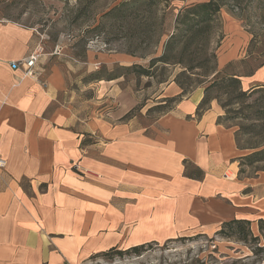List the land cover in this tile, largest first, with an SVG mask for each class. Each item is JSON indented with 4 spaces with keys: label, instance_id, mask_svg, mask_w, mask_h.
<instances>
[{
    "label": "crops",
    "instance_id": "1",
    "mask_svg": "<svg viewBox=\"0 0 264 264\" xmlns=\"http://www.w3.org/2000/svg\"><path fill=\"white\" fill-rule=\"evenodd\" d=\"M37 43L35 29L0 20V157L8 162L0 169V264H85L112 249L219 237L234 220L263 237L264 172L241 176L247 153L236 130L219 123L217 103L197 115L205 88L143 124L122 105L110 110L122 99L119 78L100 80L103 95L81 101L47 54L39 79L13 69ZM232 50L219 70L238 58ZM239 76L244 91L260 88L264 66ZM163 93L171 100L183 91L171 83Z\"/></svg>",
    "mask_w": 264,
    "mask_h": 264
},
{
    "label": "rangeland",
    "instance_id": "2",
    "mask_svg": "<svg viewBox=\"0 0 264 264\" xmlns=\"http://www.w3.org/2000/svg\"><path fill=\"white\" fill-rule=\"evenodd\" d=\"M200 3H212V14L202 19L186 13ZM0 20L35 29L36 50L63 67L81 101L103 95L100 80L121 76L122 99L117 104L112 99L110 110L122 105L128 118L143 124L175 106L177 100L163 99L167 85L176 83L187 96L207 88L219 72L248 75L264 63V0H0ZM232 49L238 58L219 70V57ZM162 56L166 63L152 64ZM258 89L252 96L219 86L209 91L211 105L227 106L226 126L251 129L241 131V147H264V85ZM243 171L242 177L254 178L264 172V162ZM187 238L153 245L141 256L114 254L85 264H264V253L255 255L237 237ZM259 246L264 247V235Z\"/></svg>",
    "mask_w": 264,
    "mask_h": 264
},
{
    "label": "trees",
    "instance_id": "3",
    "mask_svg": "<svg viewBox=\"0 0 264 264\" xmlns=\"http://www.w3.org/2000/svg\"><path fill=\"white\" fill-rule=\"evenodd\" d=\"M211 4L212 3L197 4L193 8L188 9V11H186V13L192 14L194 16H197V17L203 19V18H205V16L212 14L213 10L211 8ZM218 11H219V9H216V12H218ZM189 22H192V21L190 20ZM172 38L174 39L175 36H172ZM156 62L166 63V57L162 56V57L155 58L152 60V64H155ZM228 66L225 67L224 69H227ZM263 66H264V63L258 68H262ZM132 68H136V66H133ZM141 75L142 76H144V75L149 76V73L147 71H143V72H141ZM120 77L121 76L113 78V79H117ZM216 86H219V88L221 90H224L225 92L226 91L230 92L231 89L236 88V90H238V92H239V95H241V96H252L253 94H256L259 90H261V89L257 88V89H253V90L244 92V91H242L243 89L241 86V80H240V76L238 74H231V73H226V72H224L222 74L221 72H219L218 74H216L214 76L210 85L207 88H205V96H204L202 102L200 103V105L198 106L197 115L200 116L205 111H207L211 108V106H209V105H211V102L213 100L209 97V91L211 89L215 88ZM185 92L186 91L183 90V95L185 94ZM232 94H233V92H232ZM181 97L179 96V98L171 99V101H176V100L178 101L179 99H181ZM221 107H222V109L227 108L226 105H222ZM227 115H228V111L225 113V116H221L219 118V123L224 124L223 120L225 117H227ZM242 130L244 133H249V134L251 133V129H242V127H241V129L236 132L237 145L242 150L250 149L252 151V153L245 156L244 158H242L243 163L240 164V166H241L240 174H242L244 172L243 166L254 165L256 163L264 162V147H259V146L251 147V148L241 147L240 135L242 133L241 132ZM186 175L191 177V178H197V179H201L203 177V174L201 171L189 170V169H187ZM259 224H260L261 233H264V221H260ZM217 236H219L221 238H228V239H230L232 237H237L239 241H242L246 244L252 245V248H253V251L255 252V255H260L261 253H264V247L259 246L261 238L255 237L253 235V233L251 231V222L250 221L234 220V221H231L229 223H226L223 225L222 229L217 233ZM186 239H190V238L182 237V238H179L176 240L168 241L167 243H171V242H175V241H182V240H186ZM153 245H158V244L151 243V244L136 246V247L130 248L128 250L112 249L106 253H101V254L93 256L91 258V260L94 258H100V257H109L110 258L114 254L120 255V256H123L125 254L141 256L145 251L149 250L150 247H152Z\"/></svg>",
    "mask_w": 264,
    "mask_h": 264
},
{
    "label": "built area",
    "instance_id": "4",
    "mask_svg": "<svg viewBox=\"0 0 264 264\" xmlns=\"http://www.w3.org/2000/svg\"><path fill=\"white\" fill-rule=\"evenodd\" d=\"M41 54L38 51H34L30 56L22 59L21 61H14L11 63L13 69H23L27 77L39 79L41 73L37 68V64ZM8 162L6 159L0 157V169L4 170L7 168Z\"/></svg>",
    "mask_w": 264,
    "mask_h": 264
}]
</instances>
